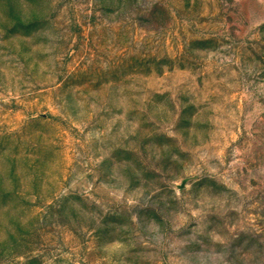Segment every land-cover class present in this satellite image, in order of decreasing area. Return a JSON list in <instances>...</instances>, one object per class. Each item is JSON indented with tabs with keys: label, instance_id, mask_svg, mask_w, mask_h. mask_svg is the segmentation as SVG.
<instances>
[{
	"label": "rangeland",
	"instance_id": "1",
	"mask_svg": "<svg viewBox=\"0 0 264 264\" xmlns=\"http://www.w3.org/2000/svg\"><path fill=\"white\" fill-rule=\"evenodd\" d=\"M0 264H264V0H0Z\"/></svg>",
	"mask_w": 264,
	"mask_h": 264
}]
</instances>
